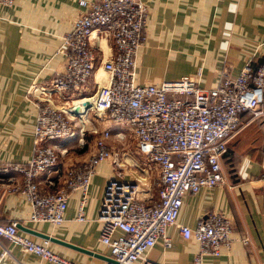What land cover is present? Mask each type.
Wrapping results in <instances>:
<instances>
[{
    "label": "built area",
    "instance_id": "1",
    "mask_svg": "<svg viewBox=\"0 0 264 264\" xmlns=\"http://www.w3.org/2000/svg\"><path fill=\"white\" fill-rule=\"evenodd\" d=\"M13 1L0 0V7L8 8ZM76 3L82 11L62 36V70L45 84L31 82L25 90L36 108L32 154L25 164L9 163L0 168L3 174L20 176L18 182H12L10 176L0 179V191L23 195L31 206L30 221L58 225L67 194L78 190L75 218L83 220L82 209L96 164L110 159L120 175L122 164L107 143L109 125H116L129 131L136 152L155 166L156 199L146 203L137 197L143 177L106 182L96 216L99 241L113 260L106 264H154L145 254L156 240L165 248L170 246L165 229L171 225L182 239L193 238L198 243L195 264H200L202 256H218L219 249L230 243L227 218L211 212L198 219L193 228L176 220L185 194L224 183L220 158L227 143L248 123L255 121L261 126L264 149V57L258 63L246 62L234 76L221 69L216 83L207 89L199 88L189 75L159 84H138L135 56L144 40V1ZM100 70L101 79L97 80ZM84 101L88 107L83 115L70 109L74 102L83 108ZM243 113L248 114L244 121L240 120ZM74 126L79 146L85 133L93 134V150L81 163L66 169L60 188L42 192L36 178L52 168L57 158L46 142L72 138ZM114 135L118 140L123 137L121 132ZM260 182L264 206V175ZM0 237L56 264H74L52 255L46 241L37 244L19 234L15 222L0 224ZM241 241L248 243L245 237ZM6 254L2 248L0 256Z\"/></svg>",
    "mask_w": 264,
    "mask_h": 264
},
{
    "label": "crops",
    "instance_id": "2",
    "mask_svg": "<svg viewBox=\"0 0 264 264\" xmlns=\"http://www.w3.org/2000/svg\"><path fill=\"white\" fill-rule=\"evenodd\" d=\"M143 1L146 7L144 40L135 56L138 84H159L189 75L199 88L207 89L216 83L221 69L234 76L246 62L258 63L264 57V0ZM76 2L14 0L10 7H0V168L9 163L25 164L32 154L36 108L25 90L31 82L45 84L62 70V36L70 31L82 11ZM247 117L243 113L240 120ZM119 129L109 125L110 136L115 137L116 132H121ZM112 130L117 131L112 135ZM262 131L258 123L250 122L227 143L220 158L222 185L201 188L195 194L182 197L178 224L193 228L198 219L211 212L221 213L231 224L229 245L221 247L218 256H202L200 264H264ZM73 132L70 139L46 142L57 158L52 168L36 178L42 192L60 188L66 169L81 163L92 152L93 134L85 133L86 141L83 137V144L79 146V135ZM109 142L108 139L110 152L122 164L118 170L120 175L110 159L96 164L82 209L83 220L75 218L78 190L67 194L63 219L58 225L30 221L31 206L24 196L0 191V224L15 222L19 234L37 244L46 241V248L57 258L74 264H106L109 252L99 241L100 222L96 219L106 182L110 179L135 181L143 177L137 197L149 203L156 199L157 177L155 166L138 154L135 146V156H129L127 150H114ZM245 159L251 162L246 177L241 174ZM5 176H10L12 182L20 180L17 173L0 171V179ZM43 235L55 241L43 239ZM165 235L170 246L165 248L156 240L146 252V260L154 264H195L198 243L193 238L182 239L173 225L165 229ZM244 237L248 240L246 244L241 241ZM2 248L8 254L0 256V264H56L24 252L0 237V252Z\"/></svg>",
    "mask_w": 264,
    "mask_h": 264
},
{
    "label": "rangeland",
    "instance_id": "3",
    "mask_svg": "<svg viewBox=\"0 0 264 264\" xmlns=\"http://www.w3.org/2000/svg\"><path fill=\"white\" fill-rule=\"evenodd\" d=\"M73 130L76 131V126L73 127ZM119 130L123 133L122 139L121 140H117L115 137L110 136L109 137V141H110L109 143L113 146L114 150H119L120 149L122 152L127 150V155L135 156L134 153H133L134 142H133V139H132L129 131L126 128H120ZM116 131L112 130V131H110V133H112V135H113V133H115ZM86 139H88V138L86 137ZM84 141H86L85 137H84ZM121 153H119V155H121Z\"/></svg>",
    "mask_w": 264,
    "mask_h": 264
},
{
    "label": "bare ground",
    "instance_id": "4",
    "mask_svg": "<svg viewBox=\"0 0 264 264\" xmlns=\"http://www.w3.org/2000/svg\"><path fill=\"white\" fill-rule=\"evenodd\" d=\"M101 75H102V73H99V72L97 73V80L101 79ZM83 100L90 101V99H87V98H85ZM70 109L71 110L74 109V111L79 113V115H83L85 110H86V108H84V107L81 108L80 106H78L76 102L73 103V105L70 107ZM82 122H83V125L87 124L86 120L83 117H82Z\"/></svg>",
    "mask_w": 264,
    "mask_h": 264
},
{
    "label": "water",
    "instance_id": "5",
    "mask_svg": "<svg viewBox=\"0 0 264 264\" xmlns=\"http://www.w3.org/2000/svg\"><path fill=\"white\" fill-rule=\"evenodd\" d=\"M83 106H84V108H87L88 107V103L86 102V101H84L83 102ZM76 112V111H75ZM16 227H17V225H16ZM27 231H29V232H31V230H27ZM43 237V239H50V240H53L52 238H48L47 236H45V235H43L42 236ZM53 241H55V240H53ZM73 247V246H72ZM76 249H78V250H80V251H85V250H82V249H79V248H76ZM86 253H91V252H88V251H85ZM92 254V253H91ZM106 261L107 262H109V263H113V260L111 259V258H106Z\"/></svg>",
    "mask_w": 264,
    "mask_h": 264
},
{
    "label": "clouds",
    "instance_id": "6",
    "mask_svg": "<svg viewBox=\"0 0 264 264\" xmlns=\"http://www.w3.org/2000/svg\"><path fill=\"white\" fill-rule=\"evenodd\" d=\"M251 166V162L248 160V159H245L244 161H243V165H242V169H241V174L243 175V176H247V171H246V169L247 168H249Z\"/></svg>",
    "mask_w": 264,
    "mask_h": 264
},
{
    "label": "trees",
    "instance_id": "7",
    "mask_svg": "<svg viewBox=\"0 0 264 264\" xmlns=\"http://www.w3.org/2000/svg\"><path fill=\"white\" fill-rule=\"evenodd\" d=\"M264 106V105H263ZM251 123H254V121L253 122H251Z\"/></svg>",
    "mask_w": 264,
    "mask_h": 264
}]
</instances>
